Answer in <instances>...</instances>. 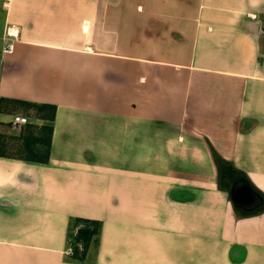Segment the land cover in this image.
Returning a JSON list of instances; mask_svg holds the SVG:
<instances>
[{
	"label": "crops",
	"instance_id": "0c3cea01",
	"mask_svg": "<svg viewBox=\"0 0 264 264\" xmlns=\"http://www.w3.org/2000/svg\"><path fill=\"white\" fill-rule=\"evenodd\" d=\"M0 264H264V0H0Z\"/></svg>",
	"mask_w": 264,
	"mask_h": 264
},
{
	"label": "trees",
	"instance_id": "16d2710c",
	"mask_svg": "<svg viewBox=\"0 0 264 264\" xmlns=\"http://www.w3.org/2000/svg\"><path fill=\"white\" fill-rule=\"evenodd\" d=\"M40 110L46 111L47 123L42 127L39 135L30 132L25 137L26 152L33 160L48 162L51 154L54 122L56 119V106H39ZM214 158L220 170V186L224 188V182L232 183L240 173L235 167L226 161L217 151L213 150ZM102 222L90 219H72L69 227V241L72 250L73 262L85 263L91 249L98 248L102 233Z\"/></svg>",
	"mask_w": 264,
	"mask_h": 264
},
{
	"label": "built area",
	"instance_id": "2783aa9c",
	"mask_svg": "<svg viewBox=\"0 0 264 264\" xmlns=\"http://www.w3.org/2000/svg\"><path fill=\"white\" fill-rule=\"evenodd\" d=\"M20 37V27L11 24L7 25L3 34L4 47L2 50L3 54L12 53L15 50L16 41ZM29 124V117L23 114H16L12 120V128L16 132H21L22 129ZM72 253V250H69Z\"/></svg>",
	"mask_w": 264,
	"mask_h": 264
},
{
	"label": "water",
	"instance_id": "95a60500",
	"mask_svg": "<svg viewBox=\"0 0 264 264\" xmlns=\"http://www.w3.org/2000/svg\"><path fill=\"white\" fill-rule=\"evenodd\" d=\"M244 189H246L245 191H246L248 194H250L252 197L254 196V194H253L252 192H250V191H251L250 189H248L247 187L244 188ZM232 196H233V198H234L235 201H237V202H239V203H245V201L243 200V198H242L241 195H240V196H235V195L233 194V192H232Z\"/></svg>",
	"mask_w": 264,
	"mask_h": 264
},
{
	"label": "rangeland",
	"instance_id": "374dc122",
	"mask_svg": "<svg viewBox=\"0 0 264 264\" xmlns=\"http://www.w3.org/2000/svg\"><path fill=\"white\" fill-rule=\"evenodd\" d=\"M6 150V149H5ZM224 184L226 185V183L224 182ZM228 184V183H227Z\"/></svg>",
	"mask_w": 264,
	"mask_h": 264
}]
</instances>
